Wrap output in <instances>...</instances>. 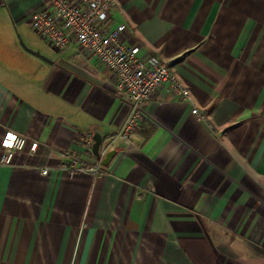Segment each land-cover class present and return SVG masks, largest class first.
Segmentation results:
<instances>
[{"label":"crops","instance_id":"crops-1","mask_svg":"<svg viewBox=\"0 0 264 264\" xmlns=\"http://www.w3.org/2000/svg\"><path fill=\"white\" fill-rule=\"evenodd\" d=\"M114 1L111 28L169 62L203 119L162 88L103 173L68 177L59 153L94 162L130 101L73 45L18 44L42 0H0V136L27 140L9 164L0 146V264H264V0Z\"/></svg>","mask_w":264,"mask_h":264},{"label":"built area","instance_id":"built-area-1","mask_svg":"<svg viewBox=\"0 0 264 264\" xmlns=\"http://www.w3.org/2000/svg\"><path fill=\"white\" fill-rule=\"evenodd\" d=\"M114 0H42L41 7L32 11L28 17L30 28L57 50L73 45L77 53L94 58L108 73L115 96L127 98L130 110L119 129L111 135L99 151L94 162H85L70 151L59 153L58 169L68 177L76 173L96 176L101 173V158L112 150L118 141L128 146L131 136L140 128L145 119L144 104L160 95L166 88L173 96L191 106V113L203 119L189 88L173 72L170 63L154 55L140 56L138 46L124 43L121 32L125 25L110 26V10ZM81 140L91 151L93 135L85 132ZM27 140L22 134L6 130L0 136L3 148L2 164H9L16 152L23 151ZM37 149L32 141L26 158ZM49 169L43 167L42 174Z\"/></svg>","mask_w":264,"mask_h":264},{"label":"rangeland","instance_id":"rangeland-1","mask_svg":"<svg viewBox=\"0 0 264 264\" xmlns=\"http://www.w3.org/2000/svg\"><path fill=\"white\" fill-rule=\"evenodd\" d=\"M12 36L13 38H15L18 42V44L23 48V49H27V50H31V48L28 46L29 42H34V43H38L41 41L44 44H46L45 40L43 38H41L35 31H33L28 24L26 23L25 27H22V31L21 30H16V28L13 26V31H12ZM31 51H35V50H31Z\"/></svg>","mask_w":264,"mask_h":264},{"label":"water","instance_id":"water-1","mask_svg":"<svg viewBox=\"0 0 264 264\" xmlns=\"http://www.w3.org/2000/svg\"><path fill=\"white\" fill-rule=\"evenodd\" d=\"M28 51L31 52V53H33V54H35V55H39L37 52H33L31 50H28ZM94 140L95 141H94L93 147H92L93 148V152L96 155V157L99 158V153L97 152V147H98V145L100 143L101 138L100 137L99 138H94ZM114 154H115V150L114 149L108 150L105 153L104 157L101 158V163L104 164V165L107 164L111 160V158L114 156Z\"/></svg>","mask_w":264,"mask_h":264}]
</instances>
